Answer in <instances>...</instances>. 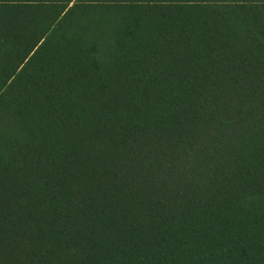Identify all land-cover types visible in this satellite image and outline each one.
<instances>
[{
    "label": "trees",
    "instance_id": "1",
    "mask_svg": "<svg viewBox=\"0 0 264 264\" xmlns=\"http://www.w3.org/2000/svg\"><path fill=\"white\" fill-rule=\"evenodd\" d=\"M0 264H264V0H0Z\"/></svg>",
    "mask_w": 264,
    "mask_h": 264
}]
</instances>
